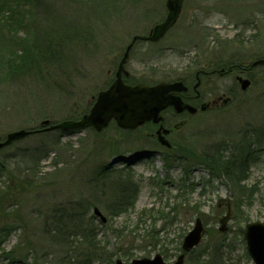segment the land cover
<instances>
[{
  "label": "rangeland",
  "instance_id": "obj_1",
  "mask_svg": "<svg viewBox=\"0 0 264 264\" xmlns=\"http://www.w3.org/2000/svg\"><path fill=\"white\" fill-rule=\"evenodd\" d=\"M166 2H0V140L11 131L40 129L45 119L80 118L115 78L133 36L149 34L165 19ZM33 31L67 36L68 63L48 74L11 79L4 71L10 73L27 56L29 42L38 39ZM262 57L264 0H184L176 24L161 40L136 43L125 66L127 80L151 84L187 76L192 86L198 70L237 63L247 69L250 86L241 90L236 72L201 76L205 101L213 94L233 96L201 114H166V126L179 123L167 136L174 144L169 150L156 143L155 127L125 130L114 121L100 132L34 133L1 149L0 264H114L116 259L131 264L158 253L174 261L196 218L203 221L204 237L186 264H253L243 230L248 222H264V65L251 67ZM240 145L249 148V167L242 185L230 189L199 157L213 152L222 161L238 160L247 155ZM38 149L43 152L34 161ZM121 155L125 162L114 163ZM106 165L114 176L123 168L122 175L128 173L139 187L126 213L108 211L112 190L104 192L99 182ZM76 202L85 203L78 235L66 234L65 245L48 238L43 230L48 216L56 218L59 209L71 212ZM229 209L228 229L221 232L219 220ZM86 232L97 237L95 247L80 237Z\"/></svg>",
  "mask_w": 264,
  "mask_h": 264
},
{
  "label": "water",
  "instance_id": "obj_2",
  "mask_svg": "<svg viewBox=\"0 0 264 264\" xmlns=\"http://www.w3.org/2000/svg\"><path fill=\"white\" fill-rule=\"evenodd\" d=\"M183 0H167V8L169 10L165 20L156 24L146 38L150 41L160 39L168 29L173 26L181 12ZM138 36H135L133 41H136ZM133 43L129 44L126 52L120 62L116 73V79L109 88L98 93L97 99L91 109L85 113L80 119H70L62 122L51 124L49 119L43 120L45 131L52 130H83L86 128H94L97 131H102L107 128L112 120H115L119 127L124 129H135L143 125L147 120L153 119L155 122L161 120L160 112L166 109L169 105H174L178 111L181 108V101L176 97L168 95L170 90H176L182 86V82L176 81L173 83L160 82L155 85H147L139 83L136 85L126 84L122 74L125 70L124 65L128 59ZM253 66L264 65V57L253 62ZM241 83V88L246 90L251 81L243 77H238ZM198 85V84H197ZM228 102V99L224 100ZM206 108V105L203 106ZM41 130L19 129L9 132L3 141H0V150L13 142L20 140ZM161 129L159 130L160 133ZM167 132V130L165 131ZM163 144L170 146V143L164 136H160ZM118 161V160H116ZM94 213L99 216L103 222L106 217L97 208H94ZM230 219V210L220 219V231L227 230V223ZM204 233V225L201 218H197L195 225L191 231L183 239L182 249L184 252L178 255L173 262L164 260L161 254H156L154 257H143L132 260L131 264H184L185 253L191 251L199 245ZM244 238L247 243V249L254 264H264V223L260 221L249 222L246 224ZM115 264H125L121 259H116Z\"/></svg>",
  "mask_w": 264,
  "mask_h": 264
},
{
  "label": "trees",
  "instance_id": "obj_3",
  "mask_svg": "<svg viewBox=\"0 0 264 264\" xmlns=\"http://www.w3.org/2000/svg\"><path fill=\"white\" fill-rule=\"evenodd\" d=\"M17 1L20 2L26 0ZM0 2H5V0H0ZM34 33H32L33 36ZM51 33V31L49 33L46 32L45 35H36L35 33L38 39H34L29 42L31 47L30 49L28 48L27 51H25V54L27 56H24L22 51V57L25 59L21 58L17 60L19 64L16 63L15 67H13L12 65L10 73L9 69H5V75L8 74L11 79L19 75H26V78H32L36 74L39 75L41 72L48 74L51 73V71L56 70L60 66H63L62 64L66 65L69 59V54H67V52L69 50L70 40L67 36L61 35L55 37ZM232 66L236 70H238L239 68V64L237 65V63H216V67ZM127 79L128 78H126V81L130 83V81ZM131 84L134 83L131 82ZM42 127L43 126H41L40 128ZM240 146V148H244L245 154L247 155L238 160H236L234 157H227L225 158V161H222L220 160V158L222 157L212 155L213 152L205 153L204 155H201L199 159L201 163H206L207 165H209V168L213 169V171H216V173H221L230 182L233 188L234 184L235 186L242 185L243 179H245L244 177L249 167V148L242 145ZM42 152V149H38V152L33 154V160H39L41 158V155L39 156V154H41ZM121 169H117V171L114 172L116 173V175L114 176L111 174L113 172L109 170V165H106L100 173V177H103V180H99V182L101 181V188L103 189V191L105 192V190H107L108 188L112 190V192H110V196L112 197L110 198L108 210L110 215L112 216L126 213L132 206H134L137 195L139 193V187L137 184H135L134 179L130 177L128 173L123 176L122 174L124 172H122ZM113 179H115L116 181ZM75 204L76 206L71 210V212L66 213L64 209H59L57 211H60V214H53L54 216H57L56 218L48 216V219L45 221L43 228L48 238H51V240L54 239V241L65 245L70 239L69 237H65L66 234L70 233L71 236H76L78 231L81 229L80 227H82L84 223V216H82L80 208H83L85 206V203L76 202ZM71 221H73V223ZM72 226H75L76 228L71 229ZM80 237L82 238V240L87 241L94 247L98 243H96L97 237L91 235V233L87 235L86 232L85 234L80 235ZM198 248L199 247L194 248L187 254L186 261L197 251ZM87 259L88 262L86 263H89V259L91 258L88 257ZM85 260L86 258L83 261Z\"/></svg>",
  "mask_w": 264,
  "mask_h": 264
},
{
  "label": "flooded vegetation",
  "instance_id": "obj_4",
  "mask_svg": "<svg viewBox=\"0 0 264 264\" xmlns=\"http://www.w3.org/2000/svg\"><path fill=\"white\" fill-rule=\"evenodd\" d=\"M139 37H142V36H139ZM138 42L150 43V42H147L145 39L139 38L137 41L134 42L133 47H132V50H133L134 46L136 45V43H138ZM126 64H125V66H126ZM233 72H234V68H232V67H227V68L225 67V68H220V69L213 68L211 71L198 70L195 73L196 82L192 86L190 85L191 84V80L188 79L187 76L186 77H183V78H178L177 80L182 81L184 85L183 86H179V88L176 89V90H170L168 92V95L180 99V101H181V108L182 109L180 111H178L174 105H170V106H168L166 109H164L161 112L160 115H161L162 118H161V121L160 122L156 123V122H154L151 119V120L147 121L143 126H149V127L150 126H153V128L155 127V133H156L155 135L157 137V130H158V128L161 125L164 126V127H167V128H170L171 127V126H166V123L169 122V117L166 115L168 113H171L174 117L175 116L176 117H183L184 116V118H185V116L188 113L194 114V115L195 114H199V113L201 114V112H207V111H209L211 109H214V108H217V107L221 106L220 104L224 100V98L227 97V93H223V94L218 95V96L213 94V96L209 100L205 101V98L204 97L206 96V94H204L201 91V89H199L200 86L202 85L201 76L205 77V76H208L210 74L213 75L215 73H218L219 75H224V74H227L228 75L229 73H233ZM238 72L239 73L235 75L236 77L238 75L245 76L246 68H244V67L239 68ZM128 76H130V74L126 70V73L123 74L124 80ZM115 77H116V74H115ZM114 80H115V78H112L111 80H109L107 82V85H106V87L104 89L108 88L113 83ZM198 81H199V85L196 88L195 85H196V83ZM228 96H233L232 95V92H230V94ZM204 105H207L208 108L203 109V106ZM174 117H173V119H174ZM178 126H179V123H174V125L172 126V128L173 129H177ZM171 132H172V130L170 129L169 135L171 134Z\"/></svg>",
  "mask_w": 264,
  "mask_h": 264
}]
</instances>
